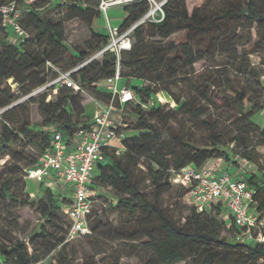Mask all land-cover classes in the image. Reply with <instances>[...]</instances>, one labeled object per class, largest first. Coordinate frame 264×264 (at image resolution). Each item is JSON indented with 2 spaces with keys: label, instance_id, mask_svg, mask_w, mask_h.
I'll list each match as a JSON object with an SVG mask.
<instances>
[{
  "label": "trees",
  "instance_id": "16d2710c",
  "mask_svg": "<svg viewBox=\"0 0 264 264\" xmlns=\"http://www.w3.org/2000/svg\"><path fill=\"white\" fill-rule=\"evenodd\" d=\"M62 1L66 4L61 5L58 1V7H62L72 19H80L89 28L100 19L98 0L95 9L82 7L72 0ZM205 1L209 6L214 2L221 3V6L214 7L212 11L207 8L205 11L195 9L190 12L186 0H169L163 6L165 16L162 21L147 22L133 31L130 50L123 51L120 57L111 52L95 57L109 44L110 37L106 32L92 31L84 47L71 54L64 45V26L42 14L35 3L0 0V7L17 2L22 9L20 23L30 35L24 42L15 39L13 32L2 27L0 14V108L11 105L18 97L29 95L53 81L55 78L48 80V72L52 67L67 65L75 69L89 60L91 61L72 74V78L82 89L89 91L94 101L105 104L111 101V94L101 90L98 85L114 77L118 68L122 78L140 79L148 83L146 86L132 88L136 100L139 98L142 103H147L152 95L166 91L159 88V85L182 75V79L190 82L196 97L173 99L179 106L178 112H184L196 121L205 117L209 106L213 105L210 95H222L225 98L227 107L232 111L227 118L228 124L223 126L224 124L211 117L202 120L201 124L207 131L209 140L203 146L195 145L170 127L171 113H176L174 110L165 112L161 106L151 108L148 114L156 121V126L149 121L139 103L134 109V114L139 117L135 127L138 134L124 139L126 149L120 156L108 151L96 171L92 189L98 194L94 200L104 197L102 191L111 190L115 193L116 204L113 208L137 222L131 230L122 233L130 241H142V247L149 254L146 264H178L183 261H189V264H264V244L241 243L237 241V236L233 243L221 238L225 228L236 235L239 233L233 224H227L221 219V206L215 208V213H207L199 212L193 205L190 215L181 223L174 219L161 202L162 196L175 185L171 180L173 171L179 172L189 165L202 169L210 161L218 159L228 164H238L239 160H244L256 167V172L250 173L245 181L255 191L256 209L264 216V169L260 166L257 150L264 146V127L257 119L264 112V85L256 78L249 59V55L257 53L259 47H264V0ZM150 8L147 0L125 6V18L119 25L121 30H127L142 19ZM231 24H238L244 33L243 39L238 40L235 32L230 31ZM255 25L258 36L256 40L252 35ZM179 32L187 34L186 42L164 44V41ZM9 35L14 36L13 42L9 41ZM192 36L197 38V53L187 43ZM230 41L234 42L232 60L226 67L217 70L224 72L227 70L223 69L229 68L236 76L244 78L246 85L239 89L235 88L230 74L214 76L208 71L199 74L193 68L199 61V55L216 51L218 47L225 48ZM237 45H245L243 55H239ZM11 79L17 85L13 91L7 85ZM54 88L52 86L48 91L40 93L42 98L38 103L43 120L42 130H35L37 126L31 125L28 106L22 105L25 108L22 122L16 124L15 128L8 122L2 125L0 150L15 146L26 138L37 146L42 155L52 147L56 132H61L70 140L80 128L91 124V120L85 118L81 91L60 86L56 99L47 102ZM28 100L36 102L34 98ZM203 100L208 102L207 106L201 104ZM14 111L15 108L9 109L3 114V118L11 120L10 116ZM125 122L127 123V119ZM125 130L130 132V126ZM165 134H168L171 142H166ZM5 155L2 154L0 158ZM22 161L26 164L23 178L27 183L25 169L36 166L39 160L23 158ZM141 164L147 170L154 187L152 201L148 200L134 177V169ZM180 187L183 192L189 193L188 188ZM45 193V199L38 205L45 221L42 230L34 233L28 241L0 246V264H39L44 258L39 256L34 246L37 243L45 245L48 235L52 236L46 232V225L54 229L62 228L56 222V217L63 211L62 205L69 202L66 196L50 188ZM0 198L16 201L18 196L8 182H3L0 185ZM140 215L144 218L141 219ZM93 216L94 209L89 217L91 231L94 229L91 226ZM68 225L69 223L65 226L67 233ZM66 240L67 237L63 234L47 253L49 255L62 247L58 252V256L62 258L60 264H72L64 257ZM31 248L33 250L29 252ZM102 261L104 264H120L111 255H107ZM85 264L98 263L94 258H88Z\"/></svg>",
  "mask_w": 264,
  "mask_h": 264
},
{
  "label": "rangeland",
  "instance_id": "374dc122",
  "mask_svg": "<svg viewBox=\"0 0 264 264\" xmlns=\"http://www.w3.org/2000/svg\"><path fill=\"white\" fill-rule=\"evenodd\" d=\"M28 4H33L39 8L40 12L52 18L56 22L61 23L65 28L66 41L64 43L66 51L71 54H75L78 48H83L85 43L90 39L91 32L105 33L106 22L103 19L96 20L92 28H89L80 19H72L62 7H58L57 2L60 4H66L62 0H25ZM74 3L80 4L82 7H97V0H72ZM188 10L190 12L195 9L205 11L207 8L212 11L214 7L221 6V3L214 2L212 5H208L205 0H186ZM111 25L113 27L119 26L124 18L125 12L123 7L111 8L108 12ZM230 31L235 32V36L239 39H243L244 33L238 24H231ZM252 35L254 40L258 39L257 26L252 29ZM187 34L185 32H179L171 36L168 40L164 41V44H177L186 42ZM236 38V39H237ZM10 42L14 41V36L9 35ZM197 38L192 36L187 43L196 50ZM233 41H230L227 47H218L216 51H211L199 55V61L193 66L196 73H205L208 71L214 76L230 74L231 80L235 88L239 89L246 85V80L239 76H236L229 68L224 72H219V68L226 67V64L232 60L233 56ZM237 43V42H236ZM237 50L239 55L244 54L245 45L238 46ZM257 53L249 55L252 68L255 70V76L261 82L264 83V47H259ZM199 52V51H198ZM58 66V65H55ZM189 69L186 68L185 70ZM60 72H69L74 69L69 68L67 65L53 67L48 72V80L56 79ZM195 73V74H196ZM58 75V76H57ZM54 79V80H55ZM121 83H125L127 86L142 87L148 85L147 82L128 78H121ZM8 86H11L12 91L16 89L13 80H8ZM98 87L104 90L105 81L101 82ZM159 88L166 91H160L159 93L152 95L148 99L147 103H142L138 98L135 103L131 104L123 116L127 119V123L130 126V132H126V136H136L138 131L135 129L139 117L134 114L135 106L141 104L145 115L149 121L157 126L154 119L150 117L148 111L154 106H161L165 112L174 110L176 113L172 114L170 121V127L176 132L184 135L186 139L191 140L195 145L203 146L207 144L208 133L204 126L201 124L202 120L211 117L213 120L224 124L227 123V118L232 114L225 103V98L222 95H210L213 105L209 106L208 114L199 119L198 121L192 119L188 114L184 112H178L179 106L174 101L173 97H178L181 100H186L192 97H196V92L191 89L190 82L187 79H182L180 75L177 79L165 82L159 85ZM33 93V92H32ZM31 93V94H32ZM84 98L83 106L85 108L86 120H91L93 113L95 112L96 105L94 98L90 95L87 89L81 91ZM22 95L18 97L11 105L0 108V143L2 134V125L8 122L13 128L23 120L25 108L22 105H26L29 108L31 125L37 126L35 130H42V117L39 112L38 101L42 98V93L35 95ZM34 98L36 102H29L28 99ZM56 99V95H53V100ZM264 99H262V102ZM201 104L208 105L207 101H202ZM15 108L14 113L10 116L11 120L3 118V114L9 109ZM258 122L264 127L263 117L258 116ZM18 122V123H17ZM166 142H171V138L168 134L164 135ZM228 149V148H227ZM260 155V166L264 169V146L258 149ZM6 154L0 158V185L3 182H8L12 189L16 192L18 199L13 201L11 198H0V246H10L13 242L28 241L29 238L36 232L42 230V226L45 223L39 211V202L46 197L45 191L47 190V183L40 185L35 180H28L27 183L23 178V168L26 166L22 159L39 160L41 157V151L36 145L29 142L28 139L20 140L15 146H8L3 150H0V156ZM213 161V160H212ZM210 161V162H212ZM209 162V163H210ZM233 172V171H232ZM231 172V173H232ZM249 175V174H248ZM247 175V176H248ZM246 176V177H247ZM134 177L142 192L146 195L149 201L153 199L154 187L149 179L147 170L141 164L138 168L134 169ZM180 186L173 185L172 190L165 193L161 202L163 207L170 212L177 222L183 223L192 210L193 205ZM67 187V186H66ZM185 187V186H183ZM186 188V187H185ZM187 189V188H186ZM104 197L95 200L94 202V216L92 218L91 226L92 234L87 238H69V235L65 229V226L69 223L66 214L61 211L56 217V222L62 225V228L54 229L53 227L46 225V232L51 233L48 235L45 245L36 244L34 247L38 250L39 256H44L39 264H60L62 258L58 256V252L62 247L54 250L51 254L47 255L49 250L57 243L59 237L63 234L67 237L65 246L66 251L64 257H67L72 264H85L88 258H94L98 264H104L103 259L107 255H111L119 260L120 264H146V258L149 256L142 247V241H130L126 239V236L122 232L131 230L136 226L137 222L133 218H127L119 211L113 208L115 201V193L111 190L102 191ZM184 194V195H183ZM70 207L69 204H63L62 209ZM141 219L143 215L139 216ZM236 234L233 231L225 228L221 233V238L226 239L229 243H233L236 238ZM33 248L29 249L31 252ZM45 255H47L45 257ZM65 263V261H63ZM178 264H189V261H183Z\"/></svg>",
  "mask_w": 264,
  "mask_h": 264
},
{
  "label": "built area",
  "instance_id": "2783aa9c",
  "mask_svg": "<svg viewBox=\"0 0 264 264\" xmlns=\"http://www.w3.org/2000/svg\"><path fill=\"white\" fill-rule=\"evenodd\" d=\"M98 1L100 19L106 22L105 29L110 41L95 57L105 52L115 53L120 57L123 51L131 49V34L137 27L147 22H160L164 19L163 6L169 0H147L151 7L149 12L125 31H122L120 26L111 25L108 12L111 8H124L140 0ZM21 13L22 9L17 2H10L0 7L2 27L13 32L15 39L24 42L30 35L20 23ZM89 61L69 72L56 70L59 76L31 95L46 92L54 86L52 94L47 98L49 102L53 99V95H57L60 86L83 91L72 78V74ZM49 65L52 67L50 63ZM121 78L118 68L114 77L105 80L104 91L111 94V101L107 104L95 101L96 112L88 127L80 128L70 140L61 132H56L52 147L41 155L36 166L25 169L27 181L47 183V187L52 191L69 199L67 204L70 207L63 212L69 220L68 235L72 239L92 234L89 217L94 209V197L98 194L92 189V185L96 171L105 160L106 153L112 151L120 156L126 149L124 139L127 137L125 129L128 128V124L123 113L129 104L136 102V95L129 86L118 87ZM261 115H264V112ZM245 162L248 167L255 168L250 173L256 172V167L252 163ZM171 180L173 184L183 185L189 189L187 196L199 212L215 213V208L221 206L223 210L221 219L227 224H233L239 230L237 241L264 244V216L256 209L255 191L246 183V177H234L228 172L218 176L212 166L207 165L197 169L189 165L179 172L173 171Z\"/></svg>",
  "mask_w": 264,
  "mask_h": 264
},
{
  "label": "crops",
  "instance_id": "0c3cea01",
  "mask_svg": "<svg viewBox=\"0 0 264 264\" xmlns=\"http://www.w3.org/2000/svg\"><path fill=\"white\" fill-rule=\"evenodd\" d=\"M121 81L122 80H120L118 82V87L119 88L126 87L127 85L125 83H121ZM95 112H96V109H95ZM95 112L93 113L92 119L95 115ZM260 116L264 118V115H260ZM92 119H91V122H92ZM263 123H264V119H263ZM208 166H212L213 168H215L216 174L218 176L222 175L225 172H228V173L232 174L234 177L240 176L243 178H245L248 174H250L251 171H253L255 169V168H252L251 166L248 167L247 163L244 160H239L238 164H236L234 162L228 164L224 160L218 159V160H213L212 162H210L208 164ZM40 185H42V184H40Z\"/></svg>",
  "mask_w": 264,
  "mask_h": 264
}]
</instances>
